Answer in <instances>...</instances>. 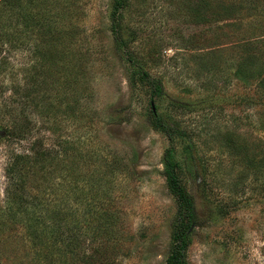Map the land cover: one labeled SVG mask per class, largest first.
<instances>
[{"label":"rangeland","instance_id":"rangeland-1","mask_svg":"<svg viewBox=\"0 0 264 264\" xmlns=\"http://www.w3.org/2000/svg\"><path fill=\"white\" fill-rule=\"evenodd\" d=\"M112 1L0 0V264H27L32 216L63 231L79 264H164L175 202L151 107L178 127L175 157L197 211L187 262L264 264V82L250 75L264 72V35L245 45L198 0H128L121 48ZM128 53L162 82L160 95ZM5 126L16 138H4ZM34 143L56 169L34 172L45 186L29 175L37 187L25 215L10 208L4 168Z\"/></svg>","mask_w":264,"mask_h":264},{"label":"trees","instance_id":"trees-1","mask_svg":"<svg viewBox=\"0 0 264 264\" xmlns=\"http://www.w3.org/2000/svg\"><path fill=\"white\" fill-rule=\"evenodd\" d=\"M127 3L128 0H113L110 12V29L114 41L121 48L126 45L121 20L122 10L127 6ZM260 4L264 5V0H198V7L201 10L206 8V16H208V20L212 25L216 26L218 22L227 20L228 22L222 25L231 26L234 29L232 33L235 36L234 38L243 40L245 45H253L263 41L262 39L264 37L259 38L261 35H264V8L258 9ZM128 58L135 65L133 69L135 76L149 88L150 96L155 97L160 95L163 91L162 82L145 71L138 62L133 60L130 53H128ZM244 58L247 57L244 56ZM241 70V64H239L237 72L240 74L242 72ZM250 75L256 77V80L259 79L260 85L263 84L264 72L261 69L255 74L251 73ZM240 76L238 75V77ZM149 118L152 128L164 133L168 139V146L162 154V173L166 186L173 195L175 202V213L171 226L168 255L164 264H189L185 254L191 241L190 227L196 222L197 211L194 197L186 190L182 183L180 176L181 166L175 157L173 137L178 132V127H176L172 119L170 120L168 117L161 115L154 107L150 108ZM4 129V138H16L14 133H11V130H13L12 127L5 126ZM33 149L34 153L30 156L12 153L9 155L4 168V176L7 179L5 191L7 199H9L8 202L11 204L10 208L17 207L18 209L24 210V212L27 211L25 215L29 213V210H27L28 194L26 191L30 190L32 186L37 187L32 179L40 180L41 183L38 186H45L49 180L44 179L40 174L52 173L56 169V167L48 163L53 157L48 153L47 149L40 150L37 148V144L33 146ZM185 150L189 155L191 154L190 146H186ZM38 161L41 164L39 168H35ZM39 169L41 170L39 175L34 173ZM29 175L33 176L31 181ZM78 191L75 187L73 190V198L81 196V192L76 195ZM40 194L41 191L39 190L37 195L29 196V198L31 197L30 201H37L34 204L35 207L40 204ZM71 211L76 212L77 208ZM58 212H61V210H54L47 216L56 215ZM16 216L15 220L18 221V215ZM42 221L39 222L36 216H32L28 224H26L28 237L33 242L31 243L33 253L31 251H25V254H28V252L30 254L27 264H79L76 259V249L71 245L68 247L66 244H63V240H66L63 231L56 229V232H54L51 225H47V221ZM75 226V224H72L67 229L74 233ZM70 235L73 236L71 233ZM67 241L69 244L72 243V237L68 238ZM32 255L35 257L34 260H31Z\"/></svg>","mask_w":264,"mask_h":264}]
</instances>
